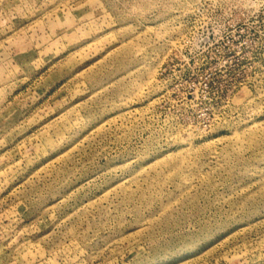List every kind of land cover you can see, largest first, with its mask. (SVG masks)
Masks as SVG:
<instances>
[{"label": "rangeland", "instance_id": "1", "mask_svg": "<svg viewBox=\"0 0 264 264\" xmlns=\"http://www.w3.org/2000/svg\"><path fill=\"white\" fill-rule=\"evenodd\" d=\"M0 264H264V0H0Z\"/></svg>", "mask_w": 264, "mask_h": 264}]
</instances>
